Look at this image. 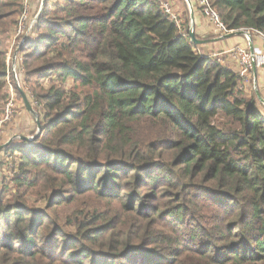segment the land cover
<instances>
[{"label": "trees", "instance_id": "obj_1", "mask_svg": "<svg viewBox=\"0 0 264 264\" xmlns=\"http://www.w3.org/2000/svg\"><path fill=\"white\" fill-rule=\"evenodd\" d=\"M209 1L264 36V0ZM25 7L0 0V110ZM33 25L18 55L42 133L6 149L0 264H264V109L189 13L44 0Z\"/></svg>", "mask_w": 264, "mask_h": 264}, {"label": "crops", "instance_id": "obj_2", "mask_svg": "<svg viewBox=\"0 0 264 264\" xmlns=\"http://www.w3.org/2000/svg\"><path fill=\"white\" fill-rule=\"evenodd\" d=\"M173 3L174 9L178 10V16L182 22H185L187 19V13L190 17V30L194 27L196 38L202 44L197 46L196 50L203 57H211L212 55H219L222 60V66L231 69L233 72L236 71V74L239 72V66L235 60L232 59L227 53L235 47H242L249 50L253 54H262L264 53V38L257 34L256 32L245 31V34L242 35H233L222 34L217 31L215 25H213L202 13V10L197 2V0H170ZM193 5L194 13L192 18V13L190 10V4ZM241 32V31H238ZM243 32V31H242ZM236 33V32H233ZM248 82L245 84V94L249 98L255 96L257 100L262 105L264 109V68L256 69L248 78ZM28 112V111H27ZM29 113V112H28ZM29 116V117H28ZM26 116L25 113L22 114V117H18L16 121L10 124L7 127H4L3 130H0L2 134V145H12L16 143L15 140L19 137H30V134H27V130H21L20 125L23 122L27 121L29 125L26 129H30L32 124H37L36 120L33 121L30 115ZM31 117V119H30ZM35 122V123H34ZM35 126V125H34ZM32 130V129H30ZM6 148H3L0 151V162L1 159L5 158ZM3 162V161H2Z\"/></svg>", "mask_w": 264, "mask_h": 264}, {"label": "rangeland", "instance_id": "obj_3", "mask_svg": "<svg viewBox=\"0 0 264 264\" xmlns=\"http://www.w3.org/2000/svg\"><path fill=\"white\" fill-rule=\"evenodd\" d=\"M39 1L40 0H25V6H26L25 7V13L20 18L19 25H18V28L16 30V34L12 38V40H10V43H9L7 59H8V63H9V69H10L13 77L8 80V91L10 93V98L11 97L14 98V101H15L14 102V113H13V117H12L10 122L1 124L3 112H4L7 104L0 110V130H3L4 127H7L10 124H12L14 121H16L18 119V117H22L23 113H25L26 116L30 115L32 117L33 121L36 120L30 113L27 112L26 108L24 107V103L22 101V98H21L20 90L26 94V96L28 97L31 104L33 103L32 106H33L34 110L36 111V109H35L36 105L34 104L35 101L33 100V97L31 95L29 87L25 86V82H24L23 77H22L25 75H24V70L22 68H20V65H19L20 57H19L18 53H19V49H21L22 46L25 44L24 42L27 40L28 37H30L31 29L34 26L33 24H35L34 21H35V19H37V16L40 13V10L42 8V3H41V7H40ZM161 2L163 4H168L170 7H172L173 11L178 16V13H177L178 10L174 9L172 1L161 0ZM14 59H15V64H14ZM234 72L236 73V71H234ZM36 81H37V77H34L32 80V83H34V82L36 83ZM69 86H70V84H69ZM31 117H30V119H31ZM19 125H20L21 130H27L28 131L27 134H30L29 138H34V137H32V135L37 134V132H38L37 124H34L35 126L32 124V127L30 128L32 130H30L29 128L26 129V127L29 126L27 124V121L23 122L22 124H19ZM19 139H21V137L18 136L15 140H12V141H18ZM2 142H5V140L2 141V134H0V146L2 145ZM1 161H3V163H5V164L3 165V168H2L1 162H0V180L2 179V176H5V175L6 176L9 175L11 177L13 174L10 172L9 169L6 168V166H8L9 168H11L12 164L14 166V161L10 158L7 159L5 157V158H3V160L1 159ZM0 187H1V185H0Z\"/></svg>", "mask_w": 264, "mask_h": 264}, {"label": "built area", "instance_id": "obj_4", "mask_svg": "<svg viewBox=\"0 0 264 264\" xmlns=\"http://www.w3.org/2000/svg\"><path fill=\"white\" fill-rule=\"evenodd\" d=\"M161 2V0H159ZM203 15L213 24L215 25L218 32L222 34H230L235 31H228L226 27L222 24L220 21L219 15L217 11L211 6L209 0H197ZM162 3V2H161ZM162 6L165 10V13L171 17L173 21H175L179 25V17L175 14L172 7H170L168 4H163ZM247 31V30H246ZM248 32V31H247ZM261 35L263 38L264 36L260 33H257ZM229 56L232 57L235 62H237L239 66V72L238 75L243 81V85L245 87V83L248 82L249 76L258 68H264V53L262 54H253L249 50L242 48V47H235L228 51L227 53ZM211 59L217 61L222 65V60L219 55H212L210 57ZM14 98H10L6 108L3 112V116L1 119V124L10 122L13 113H14ZM36 105V104H35ZM9 159V158H8ZM11 159V158H10Z\"/></svg>", "mask_w": 264, "mask_h": 264}, {"label": "water", "instance_id": "obj_5", "mask_svg": "<svg viewBox=\"0 0 264 264\" xmlns=\"http://www.w3.org/2000/svg\"><path fill=\"white\" fill-rule=\"evenodd\" d=\"M190 4V10H191V13H192V18H194L193 16V13H194V8H193V5L191 3ZM44 6V0L42 2V8ZM42 8L40 10V13L39 15L37 16V19L41 16V13H42ZM34 22H36V20ZM245 31H241V32H236V33H230L229 36H233V35H242V34H245L244 33ZM189 37L192 41V43L197 47L199 45H201L202 43L199 42L196 38V35H195V31H194V27L190 30V33H189ZM26 42V41H25ZM24 42V43H25ZM14 64H15V59H14ZM20 94H21V97H22V101L24 103V106L25 108L27 109V111L36 119V122H37V128H38V132L36 134V136L34 138H29V137H21V140L24 141V142H27V143H30V142H33L34 140H36L42 133V125H41V121L39 119V115L38 113L34 110L31 102L29 101L28 97L26 96V94L20 90ZM8 145L4 146V147H0V151L3 149V148H6L8 147Z\"/></svg>", "mask_w": 264, "mask_h": 264}]
</instances>
